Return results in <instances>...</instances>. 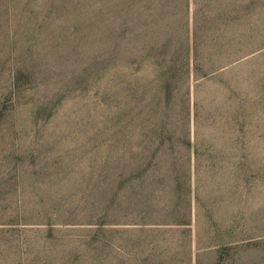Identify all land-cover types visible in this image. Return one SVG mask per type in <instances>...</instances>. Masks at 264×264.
<instances>
[{
	"label": "rangeland",
	"instance_id": "rangeland-1",
	"mask_svg": "<svg viewBox=\"0 0 264 264\" xmlns=\"http://www.w3.org/2000/svg\"><path fill=\"white\" fill-rule=\"evenodd\" d=\"M3 4L0 90L12 61L69 63L75 78L84 77L66 109L77 111L75 130L87 135L40 146L72 160L75 182L95 176L89 194L77 196L75 206L114 201L122 210H145L146 220L158 224L130 222L143 221L139 212L110 211L98 231L97 218L76 214L72 219L82 225L56 229L51 237L33 228L4 238L0 264H264V48L247 55L264 45V0H0ZM192 43L204 64L241 59L221 75L207 76L211 82L192 81L198 116L191 125V152L181 159L179 143L175 159H159L182 166L175 170L163 163L153 191L122 186L117 182L126 172L123 159L141 144L124 146L118 128L103 137L98 131L116 124L118 108L129 100L128 84L138 78L151 84L155 64L189 58ZM222 43L239 49L220 56ZM12 149L0 141L1 173L9 170ZM169 172L174 178L161 185ZM146 195L150 202L143 204ZM81 197L91 200L82 203ZM172 211L183 216L168 221L165 215Z\"/></svg>",
	"mask_w": 264,
	"mask_h": 264
},
{
	"label": "trees",
	"instance_id": "trees-1",
	"mask_svg": "<svg viewBox=\"0 0 264 264\" xmlns=\"http://www.w3.org/2000/svg\"><path fill=\"white\" fill-rule=\"evenodd\" d=\"M6 6L3 4L0 8ZM262 48L264 45L252 47L247 55ZM233 49L237 51L239 47L236 49L233 44L222 43L218 54L228 55ZM197 53V47L192 43L186 50L189 58L157 62L151 84L143 83L142 78L128 84L126 89L129 94L126 97L129 100H124L118 108L116 124L111 130L98 131L103 137L118 128L116 135L124 141V146L141 144L138 149L127 151L123 159L126 172L119 175L117 182L122 186L153 191L158 182L155 177L163 168V163L165 166L173 165L175 170L176 166H182L174 160L175 150L179 143L182 144L183 147L177 150L181 151V159H187V153L192 148L191 125L193 121L197 124L198 116L197 104L192 103V81L203 79L204 82H211L207 76H219L241 59L237 56L239 58L204 64L198 61ZM9 68L4 87L0 90V141L6 140L13 149L7 155L9 170L0 172V243L4 238L22 237L33 228L51 237L56 229L82 225L83 222L72 219L76 214L97 218L99 222L86 225H93L98 231L103 230L110 211L114 215L139 212L143 221L130 222L158 224L146 220L145 210H122L114 205V201L110 206L94 200L76 207L75 201H78L75 198L89 194V183L95 176H80L75 182L72 160L40 149L43 144L69 140L78 133L87 135L86 131L75 130L74 116L77 111L66 109L75 91L85 85L84 77L75 78L71 64L55 61H12ZM230 90L234 95L235 91ZM25 143L31 147L23 150L21 145ZM168 156L174 159L159 162V159ZM167 176L159 179L161 185L174 178L171 172ZM97 184L103 186L104 181L98 178ZM107 184L116 183L110 181ZM81 198L82 203L91 200ZM150 198L146 195L141 202L147 204ZM133 205L138 210V206ZM165 216L171 221V217L181 218L183 215L172 211Z\"/></svg>",
	"mask_w": 264,
	"mask_h": 264
}]
</instances>
